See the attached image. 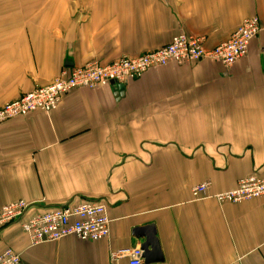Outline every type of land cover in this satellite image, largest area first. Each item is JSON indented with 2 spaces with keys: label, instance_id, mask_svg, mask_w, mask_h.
I'll return each instance as SVG.
<instances>
[{
  "label": "crops",
  "instance_id": "1",
  "mask_svg": "<svg viewBox=\"0 0 264 264\" xmlns=\"http://www.w3.org/2000/svg\"><path fill=\"white\" fill-rule=\"evenodd\" d=\"M252 17L262 32L232 67L172 64L1 124L0 210L103 203L111 234L32 246L16 224L0 233V253L13 249L20 264H129L121 250L141 248L134 232L154 226L163 261L152 264H264V199L192 196L204 182L213 195L264 175V0H0V109L63 69L138 57L181 34L213 49Z\"/></svg>",
  "mask_w": 264,
  "mask_h": 264
},
{
  "label": "built area",
  "instance_id": "2",
  "mask_svg": "<svg viewBox=\"0 0 264 264\" xmlns=\"http://www.w3.org/2000/svg\"><path fill=\"white\" fill-rule=\"evenodd\" d=\"M262 32L259 18L244 20L231 38L213 49H207L204 38L181 34L164 48L134 58H121L110 63L90 62L74 69H63L58 78L48 86L39 87L22 98L0 109V125L9 120L25 117L34 112L56 111L62 98L78 89L97 90L112 84H125L141 78L152 69L172 64L184 65L213 60L232 67L246 57L252 41ZM211 182H204L192 189L195 200L213 198L221 204L264 199V175L254 174L241 179L234 190L209 195ZM31 204L24 200L11 202L0 210V233L19 224L32 246L56 243L74 237L81 241L107 240L111 234L108 207L103 203L80 204L30 213ZM122 257L129 264H143L140 247L123 249ZM21 256L8 248L0 253V264H20Z\"/></svg>",
  "mask_w": 264,
  "mask_h": 264
},
{
  "label": "water",
  "instance_id": "3",
  "mask_svg": "<svg viewBox=\"0 0 264 264\" xmlns=\"http://www.w3.org/2000/svg\"><path fill=\"white\" fill-rule=\"evenodd\" d=\"M123 89L124 87L121 85L120 91ZM134 234V237L137 239L145 238V241L141 244V250L143 251V264H152L163 261L162 250L154 226L136 230Z\"/></svg>",
  "mask_w": 264,
  "mask_h": 264
}]
</instances>
